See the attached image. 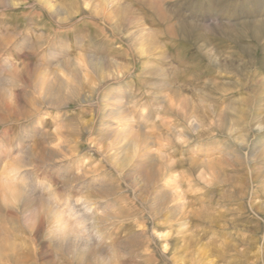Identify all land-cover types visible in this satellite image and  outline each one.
Segmentation results:
<instances>
[{
    "label": "rangeland",
    "instance_id": "obj_1",
    "mask_svg": "<svg viewBox=\"0 0 264 264\" xmlns=\"http://www.w3.org/2000/svg\"><path fill=\"white\" fill-rule=\"evenodd\" d=\"M0 244L264 264V0H0Z\"/></svg>",
    "mask_w": 264,
    "mask_h": 264
},
{
    "label": "bare ground",
    "instance_id": "obj_2",
    "mask_svg": "<svg viewBox=\"0 0 264 264\" xmlns=\"http://www.w3.org/2000/svg\"><path fill=\"white\" fill-rule=\"evenodd\" d=\"M0 247H2V244H0ZM12 249H13V248H12ZM12 249H11V250H12ZM14 253H15V252H14ZM17 254H18V253H17ZM12 259H13V258H12ZM19 259H20V258H19ZM17 260H18V259H17ZM14 261H15V260H14ZM18 261H19V260H18ZM18 261H17V262H18ZM18 263H19V262H18Z\"/></svg>",
    "mask_w": 264,
    "mask_h": 264
}]
</instances>
